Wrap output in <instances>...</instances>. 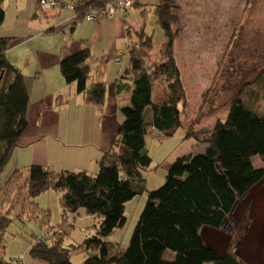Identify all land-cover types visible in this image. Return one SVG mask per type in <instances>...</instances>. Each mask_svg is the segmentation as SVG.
Returning a JSON list of instances; mask_svg holds the SVG:
<instances>
[{
	"label": "trees",
	"instance_id": "16d2710c",
	"mask_svg": "<svg viewBox=\"0 0 264 264\" xmlns=\"http://www.w3.org/2000/svg\"><path fill=\"white\" fill-rule=\"evenodd\" d=\"M110 1L56 0L58 6L54 10H72L78 21L83 20V14L89 10H105ZM178 2L159 0L151 11L164 39L158 64L147 68L141 55L140 51L152 47V37L144 30L138 45L131 46L128 52L124 74L130 76L133 83L129 105L121 109L123 119L117 138L101 158L98 172L91 175L83 171H52L32 165L26 171H14L7 179L0 190V264H24L19 259H5L1 255L5 233L13 220L34 219L40 224L46 223L47 214H41L33 199L47 190L61 193L60 205L65 217L82 208L94 221L93 234L81 243L65 246L69 228L73 226L65 219L56 228L48 227V236L33 239L29 249L33 264H72L71 258L77 253L86 254L83 264H243L229 251L216 254L204 243L200 231L203 227L220 229L233 207L264 179V113L249 104L259 102L260 97H256L259 92L247 91L250 99L245 104L240 93L241 89H247L246 82L240 83L231 71L221 74L220 83L209 91L207 102L217 111L228 106L226 118L210 126L204 124L200 127L202 130H198L203 117L190 114L191 104L174 56V42L179 33L174 27ZM142 14L144 16V10ZM4 18L5 12L0 6V25ZM259 32L260 44H255L251 37L245 42L244 36H240L239 40L245 43L235 57L242 52L263 56L264 50L259 45H264V29ZM229 36L222 45L223 57L233 41ZM12 44V38H0V174L27 127L25 78L6 58ZM108 62L107 56L94 57L89 48L81 44L76 52L60 61L59 70L66 84L76 85V92L83 95L86 103L101 107L105 84L100 79ZM93 75L98 81L91 82ZM157 81L167 85L163 101L153 104ZM262 91L264 96V89ZM147 108L150 112L145 115ZM182 127L186 129V137L202 139L208 144L207 148L199 155L176 159L167 171L164 184L147 192L143 173L152 160L145 148V137L153 129L172 137ZM117 146L122 147L121 154L115 151ZM255 156L261 159V166L252 164ZM144 192L148 198L128 245L123 248L107 242L105 239L115 229L126 224L125 204Z\"/></svg>",
	"mask_w": 264,
	"mask_h": 264
},
{
	"label": "crops",
	"instance_id": "0c3cea01",
	"mask_svg": "<svg viewBox=\"0 0 264 264\" xmlns=\"http://www.w3.org/2000/svg\"><path fill=\"white\" fill-rule=\"evenodd\" d=\"M60 1L86 3L89 0ZM132 1L133 7L127 10L122 17L115 16L111 19H102L99 22H88L75 21V12L72 10L59 11L41 8L39 1L36 0L34 9L36 13L32 18H29L27 25L29 27L30 24L38 22L39 19H35L40 14L38 10H44L45 26L36 25L33 36L21 38L16 44L13 43L6 52L7 60L24 76L28 90L27 127L7 163L8 165L15 158L16 166L13 172L22 168L17 166L20 162L19 154L25 159L26 166L38 165L48 169L54 167L58 168L56 171H83L91 175L98 172L101 158L113 147L114 140L117 138L123 119L121 109L129 105L130 93L133 88L132 78L124 74L127 67L125 55L128 56L131 46L138 45L139 36L143 30L152 37L151 33L147 32L149 21L146 16L149 12L151 13L159 0L155 5H148L145 0ZM219 16L222 20L226 19V24H228V16L223 11ZM193 33H190L192 46L190 57L183 56L187 44L185 39L187 41L189 39L184 35V30L179 31L175 38L174 56L186 89L187 101L191 104L190 114L202 115L203 119L198 125V130H202L200 127L204 124L210 126L214 121L226 118L228 106H222V110L217 111L215 107L212 108L208 104L207 96L209 91L220 83L221 74L230 71V65L221 54L224 49L220 47L219 37L217 42H213V46L218 48H211L209 43H205L206 49L200 51L199 46L203 45L204 41L200 37L194 36ZM41 38L45 43L39 46L32 44L33 52L30 49L22 57L16 54L19 59L9 53V50L17 45L27 41L34 42ZM81 41L85 42L81 43ZM163 41L164 39L159 43L160 47ZM81 44L89 48L92 56L97 58L107 56L109 59L105 73L100 79L105 84V99L101 107L86 103L83 95L76 92V85L74 83L66 84L59 70L60 61L76 52ZM157 44L155 45L156 49H153L152 42L151 49L140 51L147 68L155 67V64L159 62L160 48H157ZM221 68L224 69L222 73ZM228 76H230V72ZM93 78H97L96 75H93ZM159 82L160 84H158ZM162 82L157 81L154 85L153 104H158L164 99L165 88L162 86ZM71 102L74 103L76 117L84 119L83 126L91 131L94 130V134L80 135L78 139H73L74 137L71 136L74 134H70L69 131L66 135L61 133L64 132L61 126V115L65 111L70 112ZM149 112L150 110L147 108L145 115H148ZM179 130L182 131L181 141L191 140L194 142L191 147L200 144L202 146L201 153L204 152L208 146L206 142L200 138L186 137L185 127L179 128ZM154 135L162 138V143L169 139L153 129L145 137V142L148 136ZM49 144H52V147L48 150ZM187 144H190L189 141ZM115 151L121 154L123 149L121 146H117ZM184 151L185 148L182 145L171 148V159L187 157L182 155ZM49 152H51V159ZM167 165L165 160L161 163V167L169 169L171 164L168 167ZM5 168L4 170H6ZM159 178L161 179V177ZM153 180L155 181L154 177ZM204 229L211 228L203 227L200 231V236L206 244L201 233Z\"/></svg>",
	"mask_w": 264,
	"mask_h": 264
},
{
	"label": "rangeland",
	"instance_id": "374dc122",
	"mask_svg": "<svg viewBox=\"0 0 264 264\" xmlns=\"http://www.w3.org/2000/svg\"><path fill=\"white\" fill-rule=\"evenodd\" d=\"M145 1H147L148 5H155L157 3V0ZM35 4L36 0H2L0 6H2L5 12V18L4 22L0 25V38H12L13 43L16 44L25 36H33L36 31V25L45 26L44 10H38L40 14L35 18L39 19L38 22L30 24L29 27L27 25L29 18H32L33 14L36 13L34 10ZM178 5L179 9L176 12L177 22L174 24V27L180 32L184 30V35L189 37L188 41L185 39V43L187 44L183 56L190 57L192 49L190 33L192 32H194V36L200 37L204 41L203 45L199 46L200 51L206 49L207 45L205 43H209L211 48H218L213 46V42H217L218 37L220 47L224 48L222 45L227 35L233 37L232 43L230 41L229 52L225 54V61H230V71L234 72L236 79L239 78L240 83L246 82L244 87L246 86L247 89L245 88L246 90L244 91L241 89L242 92L240 93V95L242 94L241 97L244 103L246 104V101L250 99L247 91H258L259 94L256 97H260L259 102L250 101L249 104L252 107L256 106L255 110L257 112L264 113V96L262 91L264 89V52H261L263 56H259V53V55L257 53L256 55H251L250 52L246 54L242 52L235 57L240 52L244 45L243 43L248 42L249 37L253 39L255 44H260L262 36H259L258 33H260L259 30L264 29V24H262V19H264V0H179ZM222 11L228 16V24H226V19L222 20L219 16ZM146 18L149 21L147 32L151 33L153 37V49H156L155 45L157 43V48L159 49V43L163 40V32L155 25L152 13L149 12ZM240 36H244L245 42L239 40ZM43 41V38L36 39L34 42L27 41L10 49L9 53H12L13 56L19 59L18 55L22 57L30 49L33 52L32 44L39 46L45 43ZM262 42L264 44L263 40ZM259 47L264 50V45H259ZM125 57V65H127L128 56L125 55ZM8 58L10 59V55ZM258 73H261V76L257 78ZM94 81H98V79L93 78L91 80V82ZM166 85L163 81L162 86L166 88ZM249 85L251 87H247ZM69 111H65L61 115V126L64 131L61 133L63 135H66L69 131L70 134H74L71 136L74 137L73 139H78L80 135L88 136L94 134V130L91 131L86 126H83L84 119L76 117L77 114L74 112L73 102H71ZM180 134H182L181 130L177 131L174 137H169L164 143H162V138L156 135L147 137L145 148L152 160L149 169L143 173L146 179L147 192L155 190L164 184L165 175L169 170L167 167L177 159H171V148L182 145L185 148L182 154L184 156H196L201 153L202 146L200 144L191 147L194 142L188 139L181 141ZM187 141L190 144H187ZM51 147L52 144H49L48 150ZM49 154V158L51 159V152ZM19 160L18 168L22 167L20 168L21 170H26L29 166L25 165L26 161L21 154H19ZM164 160L168 163L167 169L161 167V163ZM251 162L255 167L262 165L261 159L257 156ZM15 166L14 158L0 175V189H2L5 181L12 174ZM49 170L56 171L58 168L51 167ZM60 198L61 193L47 190L33 199L37 203V209L41 214L46 213L48 216L45 219V224H40L39 221L34 219L13 220L11 222L5 233V246L1 254L5 259H19L24 264H33V259L29 254V249L34 243L33 239L44 234L48 236L46 233L49 231L48 227L56 228L65 219V222L73 226L69 228L70 233L65 241V246H69L72 243H81L88 236H92V225L94 223L92 218L86 216L82 208L76 213H67L65 217L60 205ZM147 198L148 195L143 193L140 196H135L125 204L126 224L122 228L115 229L112 235L105 239L107 242L116 243L123 248L128 245L145 207ZM11 217L14 219L12 215ZM201 233L206 245L210 246L218 255L229 251L243 264H264V179L237 203L220 229H204ZM86 257V254L77 253L72 256L71 262L72 264H83Z\"/></svg>",
	"mask_w": 264,
	"mask_h": 264
},
{
	"label": "built area",
	"instance_id": "2783aa9c",
	"mask_svg": "<svg viewBox=\"0 0 264 264\" xmlns=\"http://www.w3.org/2000/svg\"><path fill=\"white\" fill-rule=\"evenodd\" d=\"M41 8L55 9L58 4L56 0H38ZM133 6L132 0H111L109 7L103 11L89 10L83 14V20L88 22H99L105 18H113L115 16H123V14ZM64 8L71 7L63 5Z\"/></svg>",
	"mask_w": 264,
	"mask_h": 264
},
{
	"label": "flooded vegetation",
	"instance_id": "af4514ba",
	"mask_svg": "<svg viewBox=\"0 0 264 264\" xmlns=\"http://www.w3.org/2000/svg\"><path fill=\"white\" fill-rule=\"evenodd\" d=\"M259 184H260V183H259ZM250 191H251V190H250ZM250 191H249V192H250ZM249 192L247 193V195L249 194Z\"/></svg>",
	"mask_w": 264,
	"mask_h": 264
},
{
	"label": "water",
	"instance_id": "95a60500",
	"mask_svg": "<svg viewBox=\"0 0 264 264\" xmlns=\"http://www.w3.org/2000/svg\"><path fill=\"white\" fill-rule=\"evenodd\" d=\"M235 206L233 207L232 211L234 210Z\"/></svg>",
	"mask_w": 264,
	"mask_h": 264
}]
</instances>
